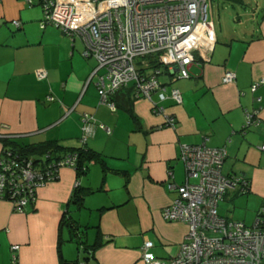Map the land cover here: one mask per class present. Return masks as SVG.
<instances>
[{"label":"crops","instance_id":"1","mask_svg":"<svg viewBox=\"0 0 264 264\" xmlns=\"http://www.w3.org/2000/svg\"><path fill=\"white\" fill-rule=\"evenodd\" d=\"M36 5L0 0V134L20 145L54 140L64 149L79 147L80 115L89 113L95 123L85 145L100 153L105 168L91 162L78 178L73 169L61 168L22 213L0 199V264H61L58 248L64 260L73 261L80 248L95 242L98 246L85 264H144L145 240L152 241L155 257L171 259L188 233L186 223L161 216L175 196L166 186L167 171L176 184L184 179L179 144L224 147L222 173L249 181L245 193L226 191L217 205L220 216L252 225L257 212L264 213V151L259 148L264 144V83L250 91L253 81L264 79V12L254 17L251 28L227 26L222 13L215 21L208 15L215 36L209 57L196 55L188 78H178L174 66L162 67L166 77L160 84L178 88L182 98L180 104L171 98L161 101L164 112L174 117L172 127L163 125L164 117L153 113L145 98L133 99L131 113L99 103L95 77L89 79L96 62L81 58L77 38L71 42L53 26L38 30L42 10L35 11ZM13 20L21 27L15 28ZM38 68L46 70L45 78L37 79ZM225 71L235 73L234 82H222ZM245 110L258 112L256 124L244 127ZM78 179L87 190L82 206L71 200ZM88 195L96 197L89 208L84 205ZM81 209L88 213L84 222ZM92 216L93 223L88 221ZM71 241L77 245L76 258L65 246Z\"/></svg>","mask_w":264,"mask_h":264},{"label":"built area","instance_id":"2","mask_svg":"<svg viewBox=\"0 0 264 264\" xmlns=\"http://www.w3.org/2000/svg\"><path fill=\"white\" fill-rule=\"evenodd\" d=\"M28 6L38 4L42 10L39 27L54 26L66 34L71 42L79 37L83 43L81 55L93 58L95 67L89 79L95 77L99 102L116 110L110 96L121 87L132 85L134 97H143L155 114L164 117L163 125L174 126V117L164 113L159 102L171 98L182 102L178 88L165 86L157 76L162 67L175 66L178 78L189 77V66L195 56L206 59L215 42L214 30L208 18V0H23ZM15 28L21 27L13 20ZM147 56H156L160 67L150 68ZM103 70L102 74L99 72ZM37 79L46 77V70H35ZM235 73L225 71L221 80L231 83ZM264 83L253 81L254 92ZM157 95V100L153 95ZM47 96V100H52ZM257 100H259L257 98ZM256 110L244 111V127L257 123ZM81 144L93 133L95 118L83 113ZM97 126L106 133L110 129L102 123ZM12 137L0 134V138ZM264 151V144L260 147ZM8 148L0 155V199L11 202L15 212H25L35 202L37 190L55 180L63 167L76 171V152L62 153L58 158L46 152L38 164L29 157L21 158ZM19 158V160H18ZM55 158V159H54ZM226 158L224 147L211 148L204 144H179L178 159L184 165V180L173 182V173L167 171V188L175 193L172 201L161 209L166 221L184 222L188 226L186 240L178 253L168 261L155 257L151 240L142 245L144 264H264V213L257 212L252 225L220 216L218 203L229 188L247 192L249 181L238 175H224L222 165ZM22 159V160H21ZM193 179V180H192ZM79 186L78 180L74 187ZM7 197V198H6ZM14 250L18 245L12 247ZM13 262L15 255L12 256ZM14 264V263H13Z\"/></svg>","mask_w":264,"mask_h":264},{"label":"trees","instance_id":"3","mask_svg":"<svg viewBox=\"0 0 264 264\" xmlns=\"http://www.w3.org/2000/svg\"><path fill=\"white\" fill-rule=\"evenodd\" d=\"M232 1L240 2L241 0H232ZM146 58L148 61V67L147 68L150 69V68L161 66L160 63L157 61L156 56H154V57L147 56ZM162 72H163V70H162ZM134 98L135 97H134L133 86L127 85V86L121 87L116 92H114L110 96L109 99L115 104L116 109L120 108L122 110H125V111H128L129 113H131L132 112L131 111V105H132V101ZM0 141L2 142V146H3L2 149L3 150L10 148V149L17 152V154H13V158L15 157V155H19L21 158H29L30 157L35 162V164H38V160H41L42 155L46 152H49V151H50V153H54L57 158L62 153L76 152L77 156H78V167L76 168V171H75L77 178L79 177V175L86 173L88 165L91 162H99L105 168V164H104V161H103L100 153L88 148L85 145V143L81 144L79 147L64 149L63 147H60L59 145H57L56 141H54V140L44 141V142L36 143V144H26V145H20L13 137H3V138H0ZM38 155H40V156H38ZM18 160H19V158H18ZM86 194H87V190L84 191V189L80 185L75 187L73 189L72 194H71L72 203H74L77 206H82L83 197ZM64 217L65 216H63L62 222L68 223V225L71 226V229L72 228L74 229V226L69 221V219L68 218L65 219ZM75 237L79 238V240H80L79 243H83V242H81L80 236L75 235ZM97 246H98V244H96V242H95L93 245H90L88 247H86V246L84 247V249H83V251L85 253L84 259H83L84 262L87 259L93 257V253H94ZM58 255H59L61 264H83L78 259L73 260V261L64 260L62 255H61V251L59 248H58Z\"/></svg>","mask_w":264,"mask_h":264},{"label":"rangeland","instance_id":"4","mask_svg":"<svg viewBox=\"0 0 264 264\" xmlns=\"http://www.w3.org/2000/svg\"><path fill=\"white\" fill-rule=\"evenodd\" d=\"M242 1H243L242 2L243 4H238V3H236V1H233V3H227V2L222 1V0H212V1H209L208 2V6H207L209 18L214 19V21H215V20H217V16L220 13H222L223 15H225L226 18H228V19H226L227 22H225V24H227V26H229V27H232L233 25H235L238 28H243V27H250L251 28V27H253V25L255 23L254 22V17H256L257 14H258V17L260 18L261 15H262V13L264 12V9H263L264 8V0H242ZM222 4H224V5H222ZM33 9L35 11H38L41 8H40V5L37 4L36 6L33 7ZM210 14H211L212 17L210 16ZM39 23L40 22H38L36 24V28L38 30H40L39 29ZM76 38L81 43V46H82V49H83V43H82L81 39L79 37H76ZM80 56H81L82 59H84V57L81 55V52H80ZM91 59H93V58H91ZM93 61L95 62V60H93ZM95 65H96V63H95ZM148 71L151 72L152 70L149 69ZM102 73H103V70H101L99 72V74H102ZM164 77H166V76H164L163 74L158 75L157 76L158 82L160 83L161 80L164 81L163 80ZM95 81H96V79H95ZM96 91H97V89H96ZM169 91H170V87L168 86L167 89H166V93H169ZM97 97H98V94H97ZM138 98H143V97H138ZM135 99H137V98H135ZM98 100H99V97H98ZM161 103L162 102L159 103V106H162ZM101 104H104V103H101ZM82 115H83V113L80 115V136L79 137H82V126H83L82 123H81ZM159 115H161V114H159ZM91 135L92 134H89L87 136V139L89 137H91ZM78 143L81 144L79 140L77 141V144ZM179 161H180V163L182 165L183 176L185 177V174H184L185 173L184 172V165H183V163H182L181 160H179ZM95 168H98L97 165L95 166ZM86 176H83V177L81 176L82 177L81 179L86 178ZM93 196H95V195H88L85 198V200H84V202H86L84 204L85 207L89 208V206L91 205V203H93L95 201V198L96 197H93ZM81 210H83V209H81ZM87 214H88L87 211L86 210H83V216H82L83 218H81V222H84L85 221V218H88L87 217L88 216ZM88 221H90L91 223H93L94 217L92 216ZM65 246L69 248V250L73 253V257L76 258V255H77V250H76L77 245H76V243L74 241H71L69 243H65ZM79 250L80 251L78 253V259H79L80 262H82L83 261V258H84V252H83V250L81 248Z\"/></svg>","mask_w":264,"mask_h":264},{"label":"water","instance_id":"5","mask_svg":"<svg viewBox=\"0 0 264 264\" xmlns=\"http://www.w3.org/2000/svg\"><path fill=\"white\" fill-rule=\"evenodd\" d=\"M214 43H215V42H214ZM213 45H214V44H213ZM176 69H177V68L174 66V69H173V71H172V72L174 73ZM78 182H79V185H80V181H79V179H78ZM82 263H83V264H85V262H84V261H82Z\"/></svg>","mask_w":264,"mask_h":264}]
</instances>
